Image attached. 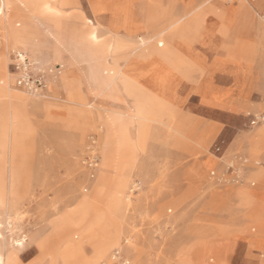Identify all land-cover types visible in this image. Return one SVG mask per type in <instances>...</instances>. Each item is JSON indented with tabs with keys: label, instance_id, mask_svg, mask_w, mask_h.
<instances>
[{
	"label": "rangeland",
	"instance_id": "1",
	"mask_svg": "<svg viewBox=\"0 0 264 264\" xmlns=\"http://www.w3.org/2000/svg\"><path fill=\"white\" fill-rule=\"evenodd\" d=\"M263 127L264 0H0V264H264Z\"/></svg>",
	"mask_w": 264,
	"mask_h": 264
},
{
	"label": "bare ground",
	"instance_id": "2",
	"mask_svg": "<svg viewBox=\"0 0 264 264\" xmlns=\"http://www.w3.org/2000/svg\"><path fill=\"white\" fill-rule=\"evenodd\" d=\"M13 107H10V109H12ZM258 136H260L261 140H264V127L260 130L257 131L256 133ZM118 153V151H117ZM120 154V153H119ZM238 194L241 195V197L243 198V204H250L251 201L253 200V198L255 197L254 193H251L250 191H246V190H240L238 192Z\"/></svg>",
	"mask_w": 264,
	"mask_h": 264
},
{
	"label": "crops",
	"instance_id": "3",
	"mask_svg": "<svg viewBox=\"0 0 264 264\" xmlns=\"http://www.w3.org/2000/svg\"><path fill=\"white\" fill-rule=\"evenodd\" d=\"M261 137L260 136H258L257 134H255V136L253 137V142H259V141H261V139H260ZM240 190H246V191H250L251 193H254V194H256V195H258L257 193H256V190H251V189H240ZM239 190V191H240Z\"/></svg>",
	"mask_w": 264,
	"mask_h": 264
},
{
	"label": "built area",
	"instance_id": "4",
	"mask_svg": "<svg viewBox=\"0 0 264 264\" xmlns=\"http://www.w3.org/2000/svg\"><path fill=\"white\" fill-rule=\"evenodd\" d=\"M22 78H23L22 80L25 81V83H29L30 82L29 79H28V75L27 74L23 75ZM19 83H21V81Z\"/></svg>",
	"mask_w": 264,
	"mask_h": 264
}]
</instances>
